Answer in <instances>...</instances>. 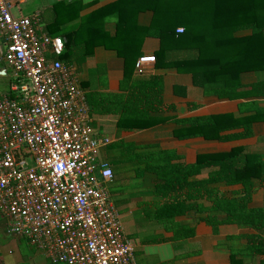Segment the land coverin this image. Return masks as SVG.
Masks as SVG:
<instances>
[{"label": "crops", "instance_id": "1", "mask_svg": "<svg viewBox=\"0 0 264 264\" xmlns=\"http://www.w3.org/2000/svg\"><path fill=\"white\" fill-rule=\"evenodd\" d=\"M240 5L238 0H216L213 8L216 6L221 12ZM179 7L188 11L182 21L174 12ZM190 11L189 3L177 6L169 0H22L15 14L32 17L40 34L65 40L63 60L76 70L79 86L86 91L91 126L98 135L109 138L111 145L134 143L139 146L138 154L170 152L177 162L188 166L197 165L201 154L229 152L233 147L243 146L245 152L259 154L264 164V94L257 95L253 90L257 84L264 83V70L243 72L239 77L241 87L235 96L220 99L205 94L201 75L157 63L156 55L162 47L160 28L185 23ZM5 44L0 34V93L8 91L12 73ZM192 56L190 49L171 48L166 62ZM126 58L137 59L133 65L132 61L127 64ZM159 79L163 82L162 93L156 88L141 86V82ZM152 92L158 96L150 112L154 122L146 128H133L131 122L125 124L126 129L121 128V114L109 105L107 96L128 97L132 93ZM96 94L106 98L104 102L101 98L97 101L103 102L110 113L99 114L94 110L89 96ZM257 117L262 118L258 123ZM212 118H216L215 126L199 127ZM251 120L254 134L250 138L237 142L210 140L213 136L218 139L233 135L240 131L234 126ZM195 125H198L196 129ZM192 133L200 136L192 138ZM115 155L108 153V147L101 152V158L114 170V180L107 184V189L126 236L135 246L136 264H232V249H241L247 244L244 237L258 233L223 224L216 234L163 240L160 233L169 232L147 215L150 208L166 202L154 191L155 174L136 176ZM208 178L209 172L204 170L189 181L201 182ZM251 206L264 208V188L253 195ZM187 219L178 217L177 222ZM261 236L264 238V231ZM259 262L260 259H252L243 264ZM0 264L54 263L26 239L11 236L0 214Z\"/></svg>", "mask_w": 264, "mask_h": 264}, {"label": "built area", "instance_id": "2", "mask_svg": "<svg viewBox=\"0 0 264 264\" xmlns=\"http://www.w3.org/2000/svg\"><path fill=\"white\" fill-rule=\"evenodd\" d=\"M21 2L0 0L12 70L0 93V214L8 233L54 264H136L107 189L114 172L101 152L111 141L91 126L86 91L63 60L65 40L16 15Z\"/></svg>", "mask_w": 264, "mask_h": 264}, {"label": "trees", "instance_id": "3", "mask_svg": "<svg viewBox=\"0 0 264 264\" xmlns=\"http://www.w3.org/2000/svg\"><path fill=\"white\" fill-rule=\"evenodd\" d=\"M159 1L162 0H150ZM169 1L177 6L189 3L191 14L181 25L160 28L158 36L162 47L156 55L158 64L175 66L179 70L201 75L205 94L220 99L235 96L241 87L239 77L243 72L264 70V0H238L240 7L221 12L216 10V6L213 8L216 0ZM174 12L176 17L180 16V21L184 13L188 16V11L184 12L182 7ZM180 26L184 27L183 34L178 33ZM171 48L180 51L190 49L193 56L167 63ZM136 59L126 58L127 64L132 61L134 65ZM141 86L156 88L161 92L163 82L160 79L146 84L141 82ZM253 90L257 95L264 94V83L257 84ZM98 98L103 102L106 100L102 95L89 96L94 110L99 114L110 113L111 110L103 102H98ZM157 98L153 92L132 93L128 97L107 96L111 102L109 105L121 114L123 129L130 122L133 128H146L153 123L150 112ZM261 119L257 117L256 123ZM215 121L216 118L209 119L206 125L199 127L215 126ZM252 123L251 120L234 126L235 130L240 131L233 135L209 138L222 142L250 138L254 134ZM197 127L195 125L194 129ZM191 136L197 138L200 135L192 133ZM110 145L107 146L108 153L121 157L124 168H130L134 175L155 174L154 191L165 198L166 202L150 208L147 215L152 217L155 224L164 225L169 232L160 233L163 240L178 241L198 235L216 234L223 224L253 229L258 233L244 237L247 240L245 246L239 250L232 249V264H243L252 259H260L259 264H264V238L261 236L264 231V208L251 206L253 195L264 188V164L259 154L247 153L243 146H236L229 152L201 154L197 165L188 166L177 162V158L170 152L138 154L136 150L139 146L134 143ZM204 170L209 172L206 181H189L192 176ZM178 217L189 219L177 222Z\"/></svg>", "mask_w": 264, "mask_h": 264}, {"label": "rangeland", "instance_id": "4", "mask_svg": "<svg viewBox=\"0 0 264 264\" xmlns=\"http://www.w3.org/2000/svg\"><path fill=\"white\" fill-rule=\"evenodd\" d=\"M14 13H15V10H14Z\"/></svg>", "mask_w": 264, "mask_h": 264}]
</instances>
